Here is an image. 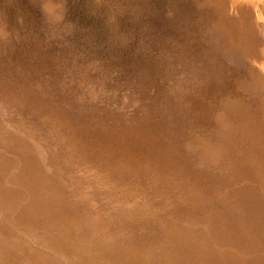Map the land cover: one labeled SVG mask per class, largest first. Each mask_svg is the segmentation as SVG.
<instances>
[{"label": "bare ground", "instance_id": "bare-ground-1", "mask_svg": "<svg viewBox=\"0 0 264 264\" xmlns=\"http://www.w3.org/2000/svg\"><path fill=\"white\" fill-rule=\"evenodd\" d=\"M185 1L204 67L145 72L128 113L0 51V264H264V0Z\"/></svg>", "mask_w": 264, "mask_h": 264}, {"label": "rangeland", "instance_id": "rangeland-1", "mask_svg": "<svg viewBox=\"0 0 264 264\" xmlns=\"http://www.w3.org/2000/svg\"><path fill=\"white\" fill-rule=\"evenodd\" d=\"M192 9L185 0H0V36L13 42L0 51L14 77L21 72L32 81L23 79L21 89L40 90L36 87L44 79L60 90L91 83L109 112L128 113L141 96L145 72L156 78L150 72L159 69L179 79L204 67L198 32L203 22ZM218 34L212 36H220L219 50L232 55L229 39ZM13 76L5 74L11 83ZM17 91L0 84L1 93ZM56 118H63V130L71 123L62 115ZM151 142L145 140L143 147Z\"/></svg>", "mask_w": 264, "mask_h": 264}]
</instances>
